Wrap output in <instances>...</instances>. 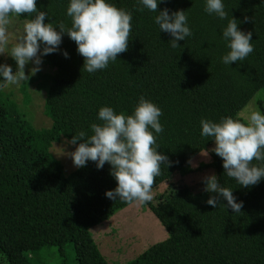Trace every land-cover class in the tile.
<instances>
[{
	"label": "trees",
	"instance_id": "1",
	"mask_svg": "<svg viewBox=\"0 0 264 264\" xmlns=\"http://www.w3.org/2000/svg\"><path fill=\"white\" fill-rule=\"evenodd\" d=\"M36 2L47 14L46 23L71 27L70 0ZM107 2L132 13L128 51L106 69L88 73L77 45L64 34L59 50L43 56L54 70L42 76L47 82L44 112L52 120L49 128H36L16 106L0 99V255L8 264H46L35 262L34 255L52 246L63 254L68 243L75 261L64 259L62 264H110L91 228L132 202L105 195L117 186L107 162L98 169L88 161L66 175L50 151L62 136L71 140L79 131L92 135L90 125L101 123V107L132 114L143 96L162 110L158 151L172 163L160 165L153 188L176 172L190 171L191 160L214 143L201 135L202 118L244 120L240 113L254 98L264 114V0H222L228 19L236 18L241 31L252 32L254 46L243 61L230 65L222 62L230 51L223 38L228 20L206 13V0L158 4L159 10L186 12L192 35L178 41L176 48L171 47L170 34L155 23L157 12L139 11V0ZM3 84L0 77V89ZM209 166L224 170L217 159ZM222 186L233 191L237 203L243 202L241 212L227 208L223 198L215 209L208 205L217 194L204 191V183L199 190L170 184L146 202L168 236L126 264H264V178L248 188L237 182Z\"/></svg>",
	"mask_w": 264,
	"mask_h": 264
},
{
	"label": "clouds",
	"instance_id": "2",
	"mask_svg": "<svg viewBox=\"0 0 264 264\" xmlns=\"http://www.w3.org/2000/svg\"><path fill=\"white\" fill-rule=\"evenodd\" d=\"M164 2L139 0L143 7L138 10L147 8L157 12L155 23L160 31L170 34L171 47L176 48L180 46L177 42L184 41L192 32L185 10H159L158 4ZM204 11L228 20L223 38L228 41L230 51L222 57L224 64L243 61L254 51L252 32L241 31L236 18L228 19L222 0H206ZM24 14L32 18L24 21L23 33L8 50L11 18ZM67 15L71 17V27H66L63 22L54 26L45 22L47 14L37 8L36 0H0V54L7 53L16 62L15 72L11 65L0 64L3 87L18 86L40 71L42 56L57 52L64 34L77 45L78 54L84 58L83 69L88 73L106 69L119 54L128 51L130 11L107 0H70ZM250 19L245 17L244 22ZM63 55L68 57L66 51ZM29 62L34 66L26 75L25 68ZM162 114L155 103L143 96L132 114H117L112 107H101L98 112L101 123L90 125L93 134L88 136L86 132L79 131L68 141L71 145L80 141L75 150L68 153L73 165L82 168L92 161L102 169L107 162L111 165L110 174L117 182L114 190L105 193L109 199L118 198L128 203L150 202L155 178L161 174L160 165L172 163L158 151L156 134L164 130L159 120ZM200 125L201 135L214 140L215 147L211 151L222 158L227 177L234 178L245 188L258 184L264 178V163L259 166L252 163L254 159L264 162V114L258 109L252 110L244 120L226 116L214 122L202 118ZM203 183L204 191L217 194L206 201L208 205L215 209L223 198L227 201V208L234 213L241 212L243 202L237 203L233 191L222 186L215 174L205 176Z\"/></svg>",
	"mask_w": 264,
	"mask_h": 264
},
{
	"label": "rangeland",
	"instance_id": "3",
	"mask_svg": "<svg viewBox=\"0 0 264 264\" xmlns=\"http://www.w3.org/2000/svg\"><path fill=\"white\" fill-rule=\"evenodd\" d=\"M24 21L17 17L11 19V23L8 26V50H10L17 38L23 33ZM0 62L9 63L16 70L15 60L7 53L0 54ZM33 66V63L29 62L25 68L26 75L30 73V69ZM53 72L54 70L44 62L42 56L40 71L35 75H30L28 81H23L18 86L9 85L8 87H2L0 89V99L16 106L24 115V118L29 120L36 128H49L52 125V120L44 112L47 82H44L42 76L52 74ZM256 109H258V106L254 98L241 111L240 115L246 118L252 110ZM68 141H70L68 138L62 136L59 141L53 142L50 147L53 155L63 164L66 175H69L77 169L73 165V161L68 153L74 151L78 144L71 145ZM214 147L215 143L194 157L190 162V171L185 174L176 172L169 180L153 188V199L163 193L170 184L182 183L195 190H199L202 187L203 178L212 174H215L218 181L222 184L236 182L234 178L232 179L226 176L225 170L219 172L209 166L214 159L223 162L221 157L211 151ZM252 163L257 165L259 161L254 159ZM91 233L101 253L110 264H126L136 258L150 245L168 236L167 230L149 209L147 204L138 201H134L118 210L110 219L93 226ZM63 249L64 252L61 254L57 246L44 248L34 255V261L46 264H62L64 259H66L69 262H74L75 252L73 245L68 243ZM0 264H8L2 255H0Z\"/></svg>",
	"mask_w": 264,
	"mask_h": 264
}]
</instances>
